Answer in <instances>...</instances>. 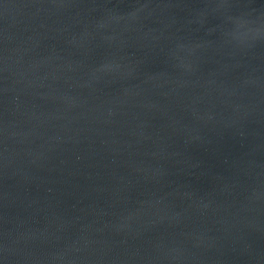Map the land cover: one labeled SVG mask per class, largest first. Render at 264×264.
Wrapping results in <instances>:
<instances>
[{
  "label": "water",
  "instance_id": "1",
  "mask_svg": "<svg viewBox=\"0 0 264 264\" xmlns=\"http://www.w3.org/2000/svg\"><path fill=\"white\" fill-rule=\"evenodd\" d=\"M0 264H264V0H0Z\"/></svg>",
  "mask_w": 264,
  "mask_h": 264
}]
</instances>
